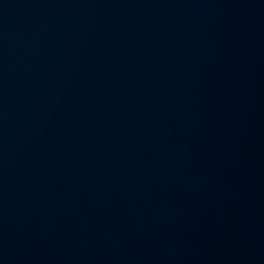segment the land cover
I'll list each match as a JSON object with an SVG mask.
<instances>
[{"label":"water","instance_id":"95a60500","mask_svg":"<svg viewBox=\"0 0 264 264\" xmlns=\"http://www.w3.org/2000/svg\"><path fill=\"white\" fill-rule=\"evenodd\" d=\"M0 264H264V0H0Z\"/></svg>","mask_w":264,"mask_h":264}]
</instances>
